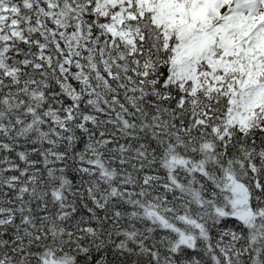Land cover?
Instances as JSON below:
<instances>
[{"label": "snow or ice", "instance_id": "snow-or-ice-1", "mask_svg": "<svg viewBox=\"0 0 264 264\" xmlns=\"http://www.w3.org/2000/svg\"><path fill=\"white\" fill-rule=\"evenodd\" d=\"M0 264H264V0H0Z\"/></svg>", "mask_w": 264, "mask_h": 264}]
</instances>
